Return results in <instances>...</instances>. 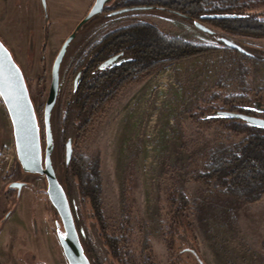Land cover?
Returning a JSON list of instances; mask_svg holds the SVG:
<instances>
[{"label":"rangeland","instance_id":"rangeland-1","mask_svg":"<svg viewBox=\"0 0 264 264\" xmlns=\"http://www.w3.org/2000/svg\"><path fill=\"white\" fill-rule=\"evenodd\" d=\"M94 2L47 0L46 21L42 0H0V36L25 73L44 144V108L53 63ZM179 10L134 9L118 15H109V10L85 24L61 68L59 102L52 114L56 149L59 123L71 105L69 93L76 70L72 64L86 57L82 51L104 31L144 21L190 41L220 46L219 37L226 36L243 45L249 55L264 51V37L233 34L210 19L196 18L216 31L212 35L197 27L195 18L183 15L186 9ZM243 54L222 49L168 63L140 81L123 84L80 139L69 130L75 152L85 154L96 166L110 234H118L125 214H131L130 246L136 264H144L147 241L153 264H201L186 250L193 249L189 243L170 233L174 225L182 230L184 222L190 238L184 236L206 264H264V195L254 201L238 198L212 182L190 177L196 169L195 156L216 144V126L195 122L189 112L214 91L253 96L264 88V61ZM16 180L26 182L20 191L9 187ZM171 189L190 200V208L180 217L183 223L169 203ZM57 218L45 176L30 175L21 168L12 122L0 96V264H69L57 236Z\"/></svg>","mask_w":264,"mask_h":264},{"label":"trees","instance_id":"trees-1","mask_svg":"<svg viewBox=\"0 0 264 264\" xmlns=\"http://www.w3.org/2000/svg\"><path fill=\"white\" fill-rule=\"evenodd\" d=\"M151 3L186 9L185 12L191 16L190 19L199 18L203 13L241 14L238 17L210 20L233 34L264 37V0H114L107 8L117 9L125 5ZM220 42L222 45L219 46L190 41L181 36L167 34L155 23L134 21L127 26L94 36L88 47L82 51L85 59L96 60L109 52L115 43L131 56L129 71L122 67L115 72L105 70L92 73L89 79L81 84L63 121L59 123L58 148L53 153L58 177L68 194L77 228L92 264H114V261L118 264H136L130 246L131 214H125L118 234H110L101 207L100 182L96 176V166L85 154L76 153L75 150L71 162L66 163L69 130L80 139L97 113L103 109L106 101L111 99L123 84L140 81L168 63L222 49L242 53L227 46L223 41ZM243 55L264 61L263 50H259L258 53L254 51L252 55L246 53ZM260 102L264 103V88L255 91L253 96L248 93H228L219 90L205 96L202 104L189 112L195 122L216 126V144L195 156L196 169L190 174L192 179L205 183L212 182L224 193L238 198L251 201L262 198L264 127L252 124L242 117L214 114L220 109L264 117V106L257 105ZM169 193L173 213L180 218L190 208V200L177 189H171ZM180 222L183 223L181 218ZM184 223L185 227L182 230L174 225L170 233L181 237L182 243L185 241L189 243L199 258L198 249L188 239L189 227L186 222ZM145 248L149 252L152 250L150 241L146 242ZM149 252L144 257V264H153Z\"/></svg>","mask_w":264,"mask_h":264},{"label":"water","instance_id":"water-1","mask_svg":"<svg viewBox=\"0 0 264 264\" xmlns=\"http://www.w3.org/2000/svg\"><path fill=\"white\" fill-rule=\"evenodd\" d=\"M113 1L114 0H95L89 12L82 18L73 32L63 42L55 58L52 67V81L44 108L45 144L42 124L25 73L16 60L12 50L0 36V96L12 122L16 157L18 158L23 172L30 175L41 174L46 178L49 199L58 213V218L56 220L57 236L69 264L92 263L77 228L68 194L58 177L54 165L53 153L56 149V138L52 124V114L60 93L61 67L68 48L76 39L80 28L97 15L103 13ZM42 4L45 10L46 21H48L49 10L47 0H42ZM137 8H147V6L120 8L110 11L108 14L118 15ZM238 16H240V14L207 13L203 14L201 18H232ZM195 25L212 35L216 34L214 29L199 20L195 21ZM219 39L229 47L237 49L242 53L250 54L243 45L226 36H220ZM121 55L120 53L108 59L105 65L114 66L121 61L130 59L129 56H123L121 59L114 62L115 59ZM81 73L82 71L76 76V85L79 82ZM216 115L242 117L252 124L264 127V117L231 111H218ZM73 153V139L70 137L66 142L67 164L71 162ZM25 184L26 182L24 181L16 180L10 182L9 187L17 188L20 191ZM191 250L194 252V249ZM199 259L202 264H206L200 257Z\"/></svg>","mask_w":264,"mask_h":264},{"label":"flooded vegetation","instance_id":"flooded-vegetation-1","mask_svg":"<svg viewBox=\"0 0 264 264\" xmlns=\"http://www.w3.org/2000/svg\"><path fill=\"white\" fill-rule=\"evenodd\" d=\"M138 6H147V8H137V9H154V8H157V9H161V10H169L171 12H176V13H181L179 9L175 8V7H171V6H168V5H165V4H160V3H151V4H142V5H125V6H122V7H119L117 9H120V8H125V7H138ZM109 10H116V9H108L106 8L104 10V12L106 11H109ZM185 15L186 17H188L189 19L191 18V16L189 14H183ZM200 20H203L201 17L198 18ZM198 19H194L193 22L195 23L196 20ZM89 22V21H88ZM87 22V23H88ZM85 25H83L84 27ZM81 27L80 30L83 28ZM80 30L78 31V33L80 32ZM73 32V31H72ZM71 32V33H72ZM70 33V34H71ZM77 33V35H78ZM69 34V35H70ZM69 49V48H68ZM122 54L121 56H119L118 58L115 59L114 62L118 61L119 59H121L123 56H127V52L125 49L123 48H120V47H117L114 44H112L111 46V49L109 52L107 53H104L101 57L97 58L96 60H88L87 58H80L79 61H77L76 63L73 62V67L76 68V70H74V77H73V82H72V88L70 90V93H69V96H71V101L70 103L73 102V98H74V95H77V91L78 89L80 88L81 84L84 83L87 79H89V76H91L92 73H96V69L100 68V70H112V72H115V71H119L122 69V67H125L128 69H130V66L131 64L129 63L130 62V59L126 60V61H121L120 63H117L115 64L114 66H109L108 64H106L107 60L118 55V54ZM67 54V53H66ZM66 56V55H65ZM78 57V56H77ZM77 59V58H76ZM65 60V58H64ZM63 60V62H64ZM78 60V59H77ZM63 65V63H62ZM53 67V66H52ZM110 67V68H109ZM62 68V67H61ZM99 70V72H100ZM79 71H82L80 77H79V82L78 84L76 85V76L77 74L79 73ZM102 72V71H101ZM129 73V72H128ZM52 81V80H51ZM60 94V93H59ZM58 99H59V96H58ZM58 101V100H57ZM59 102V101H58ZM186 250L188 251H191L193 252L191 249H187ZM195 255H196V252L194 250L193 252ZM197 256V255H196ZM199 259V258H198ZM199 262L202 264V262L200 261L199 259Z\"/></svg>","mask_w":264,"mask_h":264},{"label":"crops","instance_id":"crops-1","mask_svg":"<svg viewBox=\"0 0 264 264\" xmlns=\"http://www.w3.org/2000/svg\"><path fill=\"white\" fill-rule=\"evenodd\" d=\"M4 104V103H3ZM5 109V108H4ZM2 111V110H1Z\"/></svg>","mask_w":264,"mask_h":264}]
</instances>
